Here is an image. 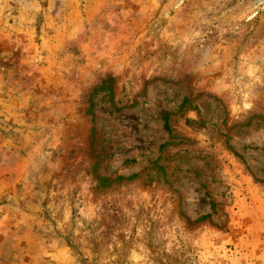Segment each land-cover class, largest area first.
Here are the masks:
<instances>
[{
	"label": "rangeland",
	"instance_id": "1",
	"mask_svg": "<svg viewBox=\"0 0 264 264\" xmlns=\"http://www.w3.org/2000/svg\"><path fill=\"white\" fill-rule=\"evenodd\" d=\"M0 264H264V0H0Z\"/></svg>",
	"mask_w": 264,
	"mask_h": 264
},
{
	"label": "trees",
	"instance_id": "2",
	"mask_svg": "<svg viewBox=\"0 0 264 264\" xmlns=\"http://www.w3.org/2000/svg\"><path fill=\"white\" fill-rule=\"evenodd\" d=\"M165 121H166V126L168 127V118L165 117Z\"/></svg>",
	"mask_w": 264,
	"mask_h": 264
}]
</instances>
